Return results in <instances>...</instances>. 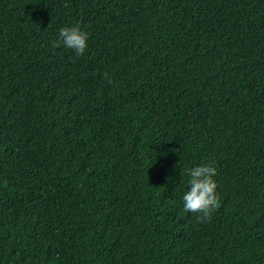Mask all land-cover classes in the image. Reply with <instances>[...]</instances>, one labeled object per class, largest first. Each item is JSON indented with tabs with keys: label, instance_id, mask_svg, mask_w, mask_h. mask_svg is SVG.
Masks as SVG:
<instances>
[{
	"label": "trees",
	"instance_id": "trees-1",
	"mask_svg": "<svg viewBox=\"0 0 264 264\" xmlns=\"http://www.w3.org/2000/svg\"><path fill=\"white\" fill-rule=\"evenodd\" d=\"M0 264H264V0H0Z\"/></svg>",
	"mask_w": 264,
	"mask_h": 264
},
{
	"label": "clouds",
	"instance_id": "clouds-1",
	"mask_svg": "<svg viewBox=\"0 0 264 264\" xmlns=\"http://www.w3.org/2000/svg\"><path fill=\"white\" fill-rule=\"evenodd\" d=\"M88 33L79 24L59 29L58 39L52 42L53 48L66 47L76 55L83 56L88 47ZM217 168L214 162H207L189 170V190L183 195V210L198 214L200 222L212 219V214L220 208L218 184L214 177Z\"/></svg>",
	"mask_w": 264,
	"mask_h": 264
}]
</instances>
